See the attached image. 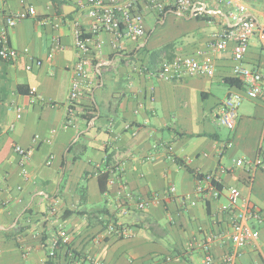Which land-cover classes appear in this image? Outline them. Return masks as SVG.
Instances as JSON below:
<instances>
[{"label": "crops", "instance_id": "crops-1", "mask_svg": "<svg viewBox=\"0 0 264 264\" xmlns=\"http://www.w3.org/2000/svg\"><path fill=\"white\" fill-rule=\"evenodd\" d=\"M198 1L201 9L190 12L170 7L160 16L144 10V38L94 36L90 84L70 128L69 97L79 59L74 24L80 22L89 34L91 19L76 1L0 4V31L7 30L17 52L12 62L0 58V264H66L69 247L85 264H204L207 255L221 264L235 250L241 253L235 264H264V169L253 167L264 150V101L244 93L236 129L219 124V105L243 88L228 82L237 79L233 46L223 52L212 47L224 29L253 18L259 32L243 65L264 73V0H241L247 11L237 12V20L225 4ZM29 6L36 16L7 28V17ZM56 41L63 49L48 60ZM206 55L215 60L213 76L157 77L166 60ZM38 59L43 65L28 70ZM87 113L94 115L91 121L83 117ZM16 145L31 152L27 177ZM76 155L81 159L75 161ZM108 155L123 172L111 175L103 196L98 175ZM239 160L245 165L238 167ZM221 168L232 170L220 175L221 196L197 195L196 174ZM172 186L177 194L166 195ZM231 188L241 193L240 207L248 205L262 218L250 221L258 241L239 249L230 237L233 216L225 211ZM138 200L148 203L146 209L121 216V206L133 208ZM102 209L132 235L118 238L91 222L89 213ZM68 210L88 215L65 218ZM56 239L63 246L50 258Z\"/></svg>", "mask_w": 264, "mask_h": 264}, {"label": "built area", "instance_id": "built-area-1", "mask_svg": "<svg viewBox=\"0 0 264 264\" xmlns=\"http://www.w3.org/2000/svg\"><path fill=\"white\" fill-rule=\"evenodd\" d=\"M8 0H0V4ZM65 2L76 1L78 7L84 10L86 15L91 19L89 34H85L80 22L74 24L75 47L79 59L74 68V79L69 97L68 122L66 128L75 127L77 122V105L84 94V90L90 84V56L92 53L94 36L100 33L112 34L115 37L126 38H144L146 36V26L144 10H151L160 16L164 15L168 8L179 12H190L199 10L201 3L198 0H173L168 4L165 0H63ZM214 3L225 4L232 9L231 16L237 20V12L245 13L247 8L241 5V0H205ZM36 10L29 6L26 10L14 13L7 17V28H14L19 23L35 17ZM259 32L258 22L253 18L242 19L236 26L226 28L214 38L212 47L214 51L223 52L230 46H233L234 59L236 65L233 68L234 76L241 82L243 92L233 91L227 95L217 109V120L219 124L230 131H234L240 118V109L244 102V93L252 100L264 101V73L260 70L250 69L243 65V60L247 55L251 39ZM264 45V32L260 33ZM63 49L59 41L54 43L53 51L48 55V60H53L55 52ZM0 58L12 62L17 58V52L11 47L7 30L0 31ZM43 61L34 60L27 67L28 70L40 68ZM216 72L215 60L212 56L206 55L204 59H198L194 56L179 57L173 60L164 61L158 68L157 77L165 81L179 80L188 76H213ZM15 153L19 157L22 173L25 177L29 175L28 163L31 160V152L25 148L16 145ZM50 164V162H49ZM245 165L243 160L237 162L238 167ZM256 169H264V150L261 151L257 161L253 165ZM122 173V165H117L114 175ZM232 172L231 169L221 168L217 173L196 174L197 177V195L206 197L212 195L218 199L221 196L220 182L221 174ZM113 180L109 182L112 185ZM177 188L172 186L167 191L168 196L176 195ZM127 198L134 201L130 193ZM155 196L154 200H158ZM241 193L236 188L228 190L229 204L225 211L233 216L231 240L236 249L246 244H253L258 241L260 234L250 225L251 220L262 223L261 215L251 209L248 205L240 207L239 201ZM192 206L197 205L196 199L188 198ZM148 203L138 200L134 207L125 203L121 206V216H127L134 210H144ZM106 232L118 238H128L132 235V230L117 222H110ZM59 240H55L50 248L49 257L55 258L59 251ZM73 253L69 254L66 264H85V260L78 258L71 261ZM241 256L239 250L227 254L221 264H235ZM94 264V263H92ZM204 264H214L213 258L207 255Z\"/></svg>", "mask_w": 264, "mask_h": 264}, {"label": "trees", "instance_id": "trees-1", "mask_svg": "<svg viewBox=\"0 0 264 264\" xmlns=\"http://www.w3.org/2000/svg\"><path fill=\"white\" fill-rule=\"evenodd\" d=\"M228 82L232 86H238L239 88H242L241 82L237 79H229ZM83 117L88 119L89 121H91L94 118V115L87 113V114H84ZM75 148H77V147L72 148L71 151L75 150ZM81 157H82V155H78V156L76 155L74 159H75V161H78L81 159ZM116 167H117V165H114V166L112 165V156L108 155L104 165H102V167L100 168L99 175H98L99 176L98 179H99L100 191H101L103 196H105L109 191V182L111 180L110 178H111V175L113 174V172L116 171ZM85 191H86V189L84 187H82L81 188L82 202H84L86 199V192ZM74 215L84 217L85 215H88V214L84 211H81V210H78V211L68 210L65 212V218H69V217H72ZM88 217H89L91 222L98 221L100 224H102L105 230L107 229V226L110 222H112V221L117 222V218L115 216H109V212L105 209H102L98 212L89 213ZM62 246H63L62 242H61V240H59L58 249H60ZM70 253H73L71 261H75L78 258L84 259L81 254H79L77 251L72 250L71 247L68 248V251L66 253L67 258H69Z\"/></svg>", "mask_w": 264, "mask_h": 264}, {"label": "rangeland", "instance_id": "rangeland-1", "mask_svg": "<svg viewBox=\"0 0 264 264\" xmlns=\"http://www.w3.org/2000/svg\"><path fill=\"white\" fill-rule=\"evenodd\" d=\"M85 183H86V181H84L83 184H82L81 186L84 187Z\"/></svg>", "mask_w": 264, "mask_h": 264}, {"label": "water", "instance_id": "water-1", "mask_svg": "<svg viewBox=\"0 0 264 264\" xmlns=\"http://www.w3.org/2000/svg\"><path fill=\"white\" fill-rule=\"evenodd\" d=\"M66 7H69V6H66Z\"/></svg>", "mask_w": 264, "mask_h": 264}]
</instances>
